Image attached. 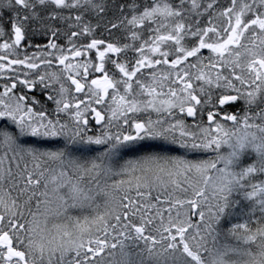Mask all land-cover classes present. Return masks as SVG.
I'll return each instance as SVG.
<instances>
[{"label":"snow or ice","instance_id":"obj_1","mask_svg":"<svg viewBox=\"0 0 264 264\" xmlns=\"http://www.w3.org/2000/svg\"><path fill=\"white\" fill-rule=\"evenodd\" d=\"M0 264H264V0H0Z\"/></svg>","mask_w":264,"mask_h":264},{"label":"rangeland","instance_id":"obj_2","mask_svg":"<svg viewBox=\"0 0 264 264\" xmlns=\"http://www.w3.org/2000/svg\"><path fill=\"white\" fill-rule=\"evenodd\" d=\"M236 211H237V212H239V211H240V209H239V208H237V209H236Z\"/></svg>","mask_w":264,"mask_h":264}]
</instances>
